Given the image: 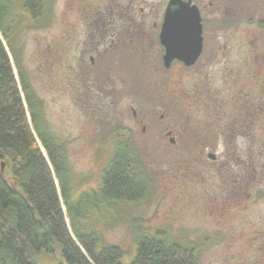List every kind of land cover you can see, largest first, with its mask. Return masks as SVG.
<instances>
[{
  "label": "rangeland",
  "instance_id": "374dc122",
  "mask_svg": "<svg viewBox=\"0 0 264 264\" xmlns=\"http://www.w3.org/2000/svg\"><path fill=\"white\" fill-rule=\"evenodd\" d=\"M86 3L87 0H51L52 18L46 26L29 24L23 9L14 10L19 18L17 30L9 42L6 40L18 80L21 68L30 76L48 130L65 145L74 186L72 200L93 190L88 197L99 200L102 171L115 148L111 131L117 128V110L126 111L128 106L124 88L110 94L117 104L105 108L106 123L97 135L90 137L88 133L92 131L82 128L86 122L83 109L70 105H75L76 95L67 96L64 88L55 86L59 76L62 80L70 69L63 66L64 62L50 63L52 53L64 49L65 40L71 36L76 44L79 27L74 22H79L80 10ZM70 21L73 25L66 23ZM253 30L264 40V28ZM249 34L244 29L237 31L239 37ZM56 40L58 43L54 44ZM53 45L57 48L51 49ZM220 46L213 66L198 67L181 76L174 73V68L169 76L170 95L159 90L165 102L159 113H166L165 123L173 128L176 142L166 136L133 143L152 182L150 197L134 203L101 204L82 223L84 228L98 232L104 244L120 246L126 261L135 256L137 231L150 229L151 233L163 230L168 239L193 248L196 264H264V87L260 86V76H254L260 72L257 67H243L240 60L245 52H262L264 45L261 50L257 46L246 49L236 42ZM221 54H227L228 60ZM70 56L76 65V55L69 53L67 57ZM41 58L44 62H40ZM126 62L131 65L130 60ZM145 64L137 62L133 68L143 71ZM231 68L236 69L232 74ZM239 68L240 76L236 77ZM143 74L139 79L144 82L151 80L158 89H163L160 85L167 86L163 76H158L156 82L155 75L145 71ZM179 79L184 94L175 96L172 85L176 88ZM109 99L106 94V101ZM243 104L248 108L238 119L241 109L237 107ZM152 130L157 132L154 127ZM205 150L220 157L221 153H228L224 157L227 163L213 166L208 155H202ZM178 193H188L190 197L182 200ZM198 194H207L208 199L216 196L218 200H206V196L199 200L195 197ZM63 207L66 212L64 204ZM221 223L229 226L216 235ZM37 256L40 264L64 262L60 248L59 252L55 249L50 255Z\"/></svg>",
  "mask_w": 264,
  "mask_h": 264
},
{
  "label": "trees",
  "instance_id": "16d2710c",
  "mask_svg": "<svg viewBox=\"0 0 264 264\" xmlns=\"http://www.w3.org/2000/svg\"><path fill=\"white\" fill-rule=\"evenodd\" d=\"M50 5L51 0H0V264H40L38 254L59 248V264H196L195 250L163 230L137 231L135 256L126 261L120 246L104 244L98 232L83 227L101 204L146 200L153 187L136 148L124 138L115 141L102 171L99 200H72L65 145L48 130L21 68L18 80L6 45L17 30L14 10L38 19Z\"/></svg>",
  "mask_w": 264,
  "mask_h": 264
},
{
  "label": "flooded vegetation",
  "instance_id": "af4514ba",
  "mask_svg": "<svg viewBox=\"0 0 264 264\" xmlns=\"http://www.w3.org/2000/svg\"><path fill=\"white\" fill-rule=\"evenodd\" d=\"M49 11L50 6L48 11L38 16V19H34L27 11L25 12L27 19L33 22L34 26H46L52 18ZM177 18L188 24L190 19L201 38L202 51L196 61L191 64H186L178 57H174L167 63L165 58L167 54L165 43H177L181 37L176 34V31L166 32L164 26L172 23L177 26L180 23L179 20H174ZM66 23L73 25V21ZM74 24L79 27V32L75 36L76 44L72 36L66 39L64 49H56L49 61L53 65L64 62L63 66L66 65L70 69V73L63 76L62 80L61 76L59 81L55 80L57 83L55 86L64 88L67 96L70 94L73 98V94L76 95L73 99L76 102L75 105H70L80 106L83 109L82 113L86 116V122L83 123L82 128L87 127L92 131L88 135L94 137L99 133L100 126L106 123L105 108L117 104V99L115 100V97L110 94L124 88L123 90L127 92L125 102L128 106L126 111L117 110V128L112 129L111 139L119 141L125 138L133 144L138 140L169 136L170 142H176L177 137L173 128L169 122L166 124V113L163 111L159 113L165 105L159 92L162 91L163 95L171 93L170 72L175 68L174 73L181 76L198 67L203 69L213 66L218 60V48L221 44L226 47L236 42L246 49L257 46L261 50L264 45L263 37L256 36L253 29L264 28V0H87L84 9L80 10L79 22ZM240 29H244L246 33L250 31L249 36H237V31ZM57 43L56 40L54 44ZM216 44L220 45L216 48ZM53 48L57 47L53 45L51 49ZM263 51L264 48L262 52H245L241 54L240 60L243 62V67H257L260 72L255 73L254 76H260V86L264 87ZM69 53L76 55V65L73 62V56L67 57ZM221 56L224 60H228L227 54H221ZM126 60H130L131 65ZM40 62H44L43 58ZM137 62H146L141 70L155 75L156 82H158V76H163L167 86L160 85L163 89H158L157 85L151 84V80L144 82L139 79L144 74L143 71L133 68ZM43 68L42 65L40 69ZM235 70L231 68L230 74ZM22 71L27 85L35 92L30 76L24 70ZM237 71L236 77H239L241 68ZM55 74L58 75V72L56 71ZM177 82L176 88L172 85L175 96L184 94L183 86L180 85L181 79ZM236 87L239 93L238 85ZM106 94L111 97L108 101H106ZM164 97L166 98V95ZM247 108L245 104L237 107L241 109L238 119L243 116ZM89 112H91L90 116ZM153 127L157 132H151ZM96 130L97 132L94 133ZM137 152L139 153V150ZM203 154L208 155L213 161V166H224L227 163L224 159L228 156L226 152L221 153L223 154L221 157L206 150L202 152ZM93 191L81 193L80 196L86 197ZM177 196L182 200L190 197L188 193H178ZM205 196L198 194L195 197L203 200ZM208 198L209 196L205 197L206 200H218L216 196ZM225 216H232V214ZM224 221L226 219H223ZM227 226L221 223L215 234L225 232ZM261 251L263 252L264 249Z\"/></svg>",
  "mask_w": 264,
  "mask_h": 264
},
{
  "label": "water",
  "instance_id": "95a60500",
  "mask_svg": "<svg viewBox=\"0 0 264 264\" xmlns=\"http://www.w3.org/2000/svg\"><path fill=\"white\" fill-rule=\"evenodd\" d=\"M174 20H179L180 23L177 26L174 23L170 25L165 24L164 30L166 32L171 31L172 33L176 31V34L181 38L178 39L179 42L177 43H165L167 48L166 61L169 63L174 57H178L185 61L186 64H191L196 61L202 51L201 38L197 34L195 27L192 26L190 19V24L183 23L182 19L177 18Z\"/></svg>",
  "mask_w": 264,
  "mask_h": 264
}]
</instances>
